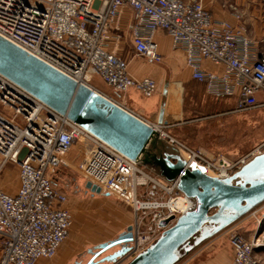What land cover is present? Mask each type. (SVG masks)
<instances>
[{
  "label": "built area",
  "instance_id": "obj_1",
  "mask_svg": "<svg viewBox=\"0 0 264 264\" xmlns=\"http://www.w3.org/2000/svg\"><path fill=\"white\" fill-rule=\"evenodd\" d=\"M124 7L132 13L127 26L131 58L159 64L155 33L162 32L171 49L182 52L190 78L202 84L206 96L231 99L230 113L264 106L259 99L264 94V50L247 35L231 5L235 24L212 19L200 0H0V38L132 115L176 146L187 164L212 177L227 178L261 155L262 147L232 162L221 156L213 159L167 135L170 125L158 122L159 105L147 116L126 107L120 96L129 89L153 98L158 85L162 91L168 81H139L129 75L123 30L117 22ZM205 63L218 70H206ZM94 77L116 98L95 91L90 85ZM182 95L180 82L168 83L166 103ZM74 148L80 159L72 167L83 182L133 210L132 242L113 264L131 260L190 209V200L175 183L147 172L0 74V173L7 164L18 170L14 195L0 187V264L53 259L68 238L73 220L69 198L54 184V177L59 167H71L68 157ZM224 234L232 251L230 264H259L256 252L264 245L255 234L247 239L234 226Z\"/></svg>",
  "mask_w": 264,
  "mask_h": 264
},
{
  "label": "water",
  "instance_id": "obj_2",
  "mask_svg": "<svg viewBox=\"0 0 264 264\" xmlns=\"http://www.w3.org/2000/svg\"><path fill=\"white\" fill-rule=\"evenodd\" d=\"M0 74L144 170L169 184L175 183L176 189L190 200V209L178 216L173 226L125 264H178L264 202V152L227 178L212 177L187 164L176 146L169 145L132 115L2 38ZM167 85L165 82L161 91L158 122L165 113ZM84 190L91 196L100 194L99 188L89 182ZM131 242L128 226L111 241L87 250L91 257L85 264H113L127 252ZM113 248L117 249L96 260Z\"/></svg>",
  "mask_w": 264,
  "mask_h": 264
},
{
  "label": "rangeland",
  "instance_id": "obj_3",
  "mask_svg": "<svg viewBox=\"0 0 264 264\" xmlns=\"http://www.w3.org/2000/svg\"><path fill=\"white\" fill-rule=\"evenodd\" d=\"M224 1H227L228 5L223 4ZM208 3L207 9H210L213 5H218L222 10L227 9L231 12L229 5L235 8L234 4H231V0H208ZM244 27H246L245 32L247 30L248 33H252L253 38L252 24L244 25ZM122 36L121 45L123 51L130 44V36L127 29L123 30ZM159 80L163 81V79ZM164 80L166 81V79ZM90 85L96 91L116 98L115 95L97 88L93 81L90 82ZM160 89L161 83L158 85L156 95L152 99L153 105L154 99H161L162 93ZM195 91L194 88H191L190 92H183L181 99L179 97L168 99L165 113L169 117L167 122L175 121L180 114V110H185V114L183 124L178 125L174 121L172 124L168 123L170 127L165 130L167 135L176 138L187 148L203 151L208 157L216 159L221 156L231 162L245 157L260 147L264 150V106L260 105L258 108L250 109L244 113L215 116L214 111L217 108H221V104L212 102L210 98L207 99L202 92L197 91L198 93L194 94ZM154 122L157 123L156 121ZM80 147V144H78L77 149L79 150ZM2 171L0 173V186H2V181L9 180L11 182L12 180H17L18 170L15 165L7 164ZM146 171L149 172L148 170ZM81 179L75 167L68 169L59 167L54 177V184L66 194L67 198H69V204L71 202V205H73L70 211L73 218L72 228L65 241L76 248L75 252L77 254L74 262L79 261L80 264H85L91 257V255L86 254V251L117 237L116 233L118 230H125L126 224L132 223L134 215L133 210L118 200L116 201L105 195L91 196L88 191L85 192L84 185L76 193L74 182L77 181L81 185ZM232 226L238 229L247 239L253 238L255 234L259 242L264 245V202ZM215 238H217L218 242V251L220 249L231 251L228 236L224 234V231L215 236ZM113 249L105 252L109 253ZM78 254L80 255L79 257L77 256ZM99 258L100 256L96 260ZM256 259L259 264H264V247L261 251L256 252ZM42 261L46 262L48 260Z\"/></svg>",
  "mask_w": 264,
  "mask_h": 264
},
{
  "label": "crops",
  "instance_id": "obj_4",
  "mask_svg": "<svg viewBox=\"0 0 264 264\" xmlns=\"http://www.w3.org/2000/svg\"><path fill=\"white\" fill-rule=\"evenodd\" d=\"M184 1H190V0H184ZM200 1L202 2L203 5H205V7L209 5L208 0H200ZM231 4H234L236 11L242 18L245 26L252 24L253 38H252V33L250 32L248 33L247 30L246 32L248 36L251 39H253L256 45L260 46L261 50H264V0H231ZM209 12L212 19L229 21L232 24L236 23V20L235 18H233L232 13L229 12L227 9L222 10L221 7H219L218 5H213L209 9ZM131 15L132 13L129 7H124L120 10L119 16L117 18V22L121 30L127 29V26L131 22L130 21ZM155 41L157 43L159 53L162 57L161 62L156 65L149 64L148 62L142 59L138 60L131 58L132 56L131 39L129 38L130 44H128L127 49L123 51L125 52L126 57L129 58L128 73L131 76V78L135 80H142L143 78H155L158 80L166 79L168 83L180 82L183 85L184 93L190 92L191 88H194V90H196L194 94H197L198 92H202L203 96L208 99L209 97L206 96L205 92H203L202 84H198L197 82L193 81L192 78H190V71L184 63V56L182 52L171 49L169 38L166 35H164L162 32L155 33ZM204 67L206 70L209 71L218 70L217 67L215 66L213 67L208 63H205ZM91 81H93V83L96 85L97 88L101 89L104 92L112 94L111 90L99 78L94 77L92 78ZM120 97L124 101L127 108L132 109L135 113H138L141 116L143 115L147 116L151 111L155 109L157 110V105H159V101H160V99L159 100L154 99L155 102L153 105V100H152L153 98H145L134 89H129L128 92L125 93V95ZM210 99L214 103L219 102L221 104L220 105L221 108H217L216 111H214L215 116L234 114V113H230V111L234 108L233 101L231 99L230 100L212 99V98ZM259 99L264 100V94H259ZM166 106L167 103L165 104V107ZM165 110L167 111V107L165 108ZM184 111L185 110H180V114L178 118H176L175 121L172 120L170 122H167L169 120V117L164 114L162 117V121L171 124L174 122H177L178 125L183 124L184 122L183 117L185 114ZM77 153L78 152L76 148H74L72 149V152L68 157V163L71 165V167L72 165H75L80 159V156ZM62 167H64L65 169L71 168L70 166L68 167L62 166ZM1 183L2 186L0 187L3 190L6 189L4 190L5 192H7L10 195L15 194L18 188L17 185L18 178L17 180L14 181L12 180L11 182L7 180V181H2ZM74 183H75L74 188L76 193H78L82 189L83 185H85L82 179H81V183H82L81 185L77 181H75ZM68 207L71 211V208L73 207V205H71V202L68 205ZM130 224L131 223H127L126 227L130 226ZM122 231L123 229L118 230L116 236H118V234ZM217 249H218L217 238H213L212 240H209L203 246L198 248L194 253L191 254V256L185 258L178 264H230L231 251H229L228 249L224 251L220 249V251H218ZM75 251L76 248H74L71 243L65 241L60 246L53 259H46L48 260L46 262L40 260L36 264H73L75 255L77 254V252Z\"/></svg>",
  "mask_w": 264,
  "mask_h": 264
},
{
  "label": "flooded vegetation",
  "instance_id": "obj_5",
  "mask_svg": "<svg viewBox=\"0 0 264 264\" xmlns=\"http://www.w3.org/2000/svg\"><path fill=\"white\" fill-rule=\"evenodd\" d=\"M116 249V248H115ZM115 249H113L112 251H110L109 253H106V252H104V254H102L101 256H100V258L99 259H101V258H104V256H107V255H109V254H111V253H113L114 252V250ZM108 252V251H107ZM98 259V260H99ZM79 262V261H78ZM80 263V262H79Z\"/></svg>",
  "mask_w": 264,
  "mask_h": 264
},
{
  "label": "bare ground",
  "instance_id": "obj_6",
  "mask_svg": "<svg viewBox=\"0 0 264 264\" xmlns=\"http://www.w3.org/2000/svg\"><path fill=\"white\" fill-rule=\"evenodd\" d=\"M94 89V88H93ZM95 90V89H94ZM96 91V90H95ZM156 93V92H155ZM157 124V123H156ZM105 264H108V263H105Z\"/></svg>",
  "mask_w": 264,
  "mask_h": 264
},
{
  "label": "trees",
  "instance_id": "obj_7",
  "mask_svg": "<svg viewBox=\"0 0 264 264\" xmlns=\"http://www.w3.org/2000/svg\"><path fill=\"white\" fill-rule=\"evenodd\" d=\"M245 237V236H244Z\"/></svg>",
  "mask_w": 264,
  "mask_h": 264
}]
</instances>
